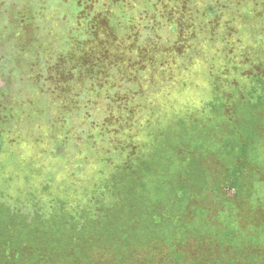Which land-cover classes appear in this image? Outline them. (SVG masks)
<instances>
[{"label":"trees","instance_id":"obj_1","mask_svg":"<svg viewBox=\"0 0 264 264\" xmlns=\"http://www.w3.org/2000/svg\"><path fill=\"white\" fill-rule=\"evenodd\" d=\"M237 6L250 8L241 18L264 26V0H0L1 70L18 78V60L21 73L39 78L27 92L25 124L60 130L68 143L79 136L96 159L76 193L66 179L56 187L54 176L40 190L27 174L18 187L5 178L22 168L18 156L0 161V264H264V77L232 95L217 90L209 54L182 58ZM167 19L168 35H182L175 62L202 59L213 99L198 115L164 122L149 94L164 100V58L175 45L164 40ZM48 82H61L52 96ZM237 108L247 111L238 117ZM1 110L0 126H9L17 112ZM124 142L137 149L129 161ZM111 146L117 170L91 187ZM27 195L41 204L29 206Z\"/></svg>","mask_w":264,"mask_h":264},{"label":"rangeland","instance_id":"obj_2","mask_svg":"<svg viewBox=\"0 0 264 264\" xmlns=\"http://www.w3.org/2000/svg\"><path fill=\"white\" fill-rule=\"evenodd\" d=\"M244 9H246V11ZM232 10L234 12L232 11L231 16L233 17H228V20L225 19L226 21L221 20L223 16H218L213 19V26L217 32H213L212 30L208 31L206 29L205 32H207V34L202 37L205 41L204 43L202 41L197 43V50L193 52V55L190 53L189 55L188 53L182 54L181 49L183 46L180 45V38L182 35H178L179 33H177L176 36L168 35L170 31L168 27L169 19L177 20V18L174 17L176 15L174 14L173 17L169 16V19L164 21L167 23V25H164V40H167V38L169 42L175 40V45H172V48L174 47V52L171 51L166 54V57L164 58V62L168 61L164 63L166 65V74L164 75V89L161 93L164 100H156V92H150L149 94L150 98H154L156 101L152 103V105H155L159 110L163 108L160 111L164 114V122L173 118L175 119L177 116L179 117L189 114L191 110L195 112L194 114L198 115L204 104L206 105L210 99H213L211 87L212 79L210 81V79L206 77L208 69L206 64L200 59V61L196 60L194 65L190 67L191 60L195 57L197 58L198 55L202 57L209 54V57L214 60L211 68L215 69L218 73L215 75V81H218L217 90L220 89L233 95V92L242 90L243 85L250 84L249 82H252L253 80L255 81V77H264V72L261 73V68L259 67L264 65V26L259 25V22L257 21H251L244 17L241 18V15L244 14V12L250 11V8L248 9L243 6H237V8L234 7ZM241 11H243V13ZM135 20L138 21L135 25L138 24V26H144L143 22L139 21L138 18ZM219 24L223 27L219 28ZM146 25L148 26L149 24L147 23ZM17 29L16 26L14 30L17 31ZM21 29L28 34L30 27L24 26L21 27ZM153 37L157 38L158 33ZM209 42H211L214 47L208 50V48H211L208 47ZM177 53L179 55H184L182 58H185L186 60L189 57H192L193 59H190V63L181 60L175 62L177 58L173 55ZM13 61V64L16 66L13 71L15 72L18 70V78L11 76V71L1 70L0 67V114L5 112L1 110L2 108L4 110L7 108V111L9 109L10 114L13 112L12 109H15L17 112V114L10 115L9 126H6V123H2L0 126V161L6 160L11 154L12 157L16 155L20 161L19 163L22 164V168L18 165L12 169H7L8 172L6 173L5 178H14L17 182V186L22 187L24 186V179L28 174V176L31 177L30 181H33L34 184H38V187L41 190L42 186L45 184V177L54 176L58 183L56 184V187H58L59 182L66 179V187H74L76 190L73 191V193H76L77 188L83 187V184L85 185L88 182V175H84L87 173V170L93 168V170L96 169V159L94 160V158H91V155H89V158L87 153L86 155L84 154V152H89V143H81L79 141V136L71 138V143H68L67 139L61 134L62 132L60 133V130L53 131L43 124L37 125V120H35L36 122H34L33 125H29L30 128L27 127L25 124L27 110L24 107V103L31 105L32 99L29 98L30 95H28L27 92L33 91L34 87L32 85L35 86V83L39 81V78L37 79L38 75L34 77L31 76L30 70L21 73L19 67L20 62L18 60ZM26 84L31 86V88L27 87ZM60 84L61 82L58 83V86L53 87L54 84L48 82V85L45 87L48 94L52 96L53 91H51V89L54 90V88H60ZM253 86L259 90L257 84ZM250 87L254 90L251 85H246V88L243 91H248ZM26 88L29 90H26ZM35 90L36 91L34 92L36 94L41 91L36 87ZM143 91L140 90V93ZM205 91L206 93H203ZM201 93L204 95H201ZM42 94L44 93L42 92ZM245 95L246 94L244 93L243 96L245 97ZM152 101L153 100L151 99V102ZM148 102L150 103V101ZM56 103H60V101ZM162 103H164V106ZM207 109L210 110L211 107L208 106ZM203 110L204 109H202V111ZM236 111V115L240 117L239 114L242 113V115H244L243 112H246L247 109L237 108ZM140 124L142 125L144 123L141 122L138 125L140 126ZM118 128H120V126H118ZM133 129L134 128L128 130L131 133L133 132ZM129 137H126V139ZM103 147L104 146L101 147V143H97L96 149L104 150ZM115 148L116 147L114 146L105 148L107 151L105 153L110 154V157L105 155L102 158L100 157L101 159H104L105 166L98 167L100 174H103L101 177H104V180L101 181V177H96L93 180L91 187L94 185L97 186L98 183V185H100L101 182L106 181V179L110 177V173H115V170H117L114 166L109 165L114 160L113 153L116 150ZM120 149L123 150L122 152L128 154L125 159L126 161H129L135 154H137L136 146L130 142H124V146L120 147ZM86 161L91 162V167L88 168L89 164L86 163ZM75 162L79 163L77 167H81L77 168L74 166ZM82 163H86L85 167H83ZM108 165L114 168L111 169ZM16 170H20L21 172L15 173ZM83 170L86 171L84 172ZM76 171H78L80 175L76 174ZM103 171L105 173H103ZM36 172L41 173L42 177L36 176ZM89 185L90 184L88 183L86 186L89 187ZM20 190H22V188H20ZM98 190H100V188H96V191ZM30 193L31 192L28 191L25 194ZM25 197L27 201L26 203L33 208H36L41 204L40 200H38L39 203L37 205L38 201L31 195ZM42 200L43 203L48 201L46 198H42L41 201Z\"/></svg>","mask_w":264,"mask_h":264}]
</instances>
